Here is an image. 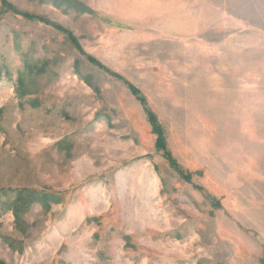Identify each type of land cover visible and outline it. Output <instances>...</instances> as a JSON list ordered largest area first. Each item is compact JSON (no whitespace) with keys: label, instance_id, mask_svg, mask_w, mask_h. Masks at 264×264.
I'll return each mask as SVG.
<instances>
[{"label":"rangeland","instance_id":"374dc122","mask_svg":"<svg viewBox=\"0 0 264 264\" xmlns=\"http://www.w3.org/2000/svg\"><path fill=\"white\" fill-rule=\"evenodd\" d=\"M6 1L0 264H264V0Z\"/></svg>","mask_w":264,"mask_h":264},{"label":"trees","instance_id":"16d2710c","mask_svg":"<svg viewBox=\"0 0 264 264\" xmlns=\"http://www.w3.org/2000/svg\"><path fill=\"white\" fill-rule=\"evenodd\" d=\"M2 3L4 5L7 6V8H12V6L6 1V0H2ZM74 5L76 4L73 3ZM27 17H33L31 15H28L26 14ZM69 36H71V33H69ZM71 38L73 39V37L71 36ZM89 60L91 62H93L94 64H96L97 66H99L100 68L106 70L107 72L109 73H113L111 72L109 69H107L102 63L96 61V59L92 58V57H89ZM128 87L134 92V93H137L138 90L133 87L131 84H128ZM140 100L145 103V99L144 97H139ZM148 114H149V117L151 119V122L153 123L154 125V130L155 132L158 134V138H157V147L159 149H163V150H166V144H165V139H164V134H163V131H162V127L161 125H159L158 122L155 121V116L154 114L148 110ZM169 161L172 163V166L177 168V165L176 163L174 162V160L171 158V157H168ZM48 197L47 196H43V197H38L36 196L35 194L29 192V191H26V194H23L22 191H19L16 195V198L14 199L13 201V204H12V208H13V211L16 215V217L20 218V216L22 214H24V212L27 211V209L29 208V206L31 205L32 202L36 201V199H40V202H42V204H44L45 206H47L48 204L46 203V200ZM46 199V200H45Z\"/></svg>","mask_w":264,"mask_h":264}]
</instances>
